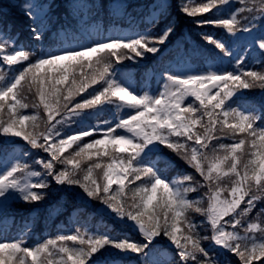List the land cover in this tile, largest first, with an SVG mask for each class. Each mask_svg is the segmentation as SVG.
Returning a JSON list of instances; mask_svg holds the SVG:
<instances>
[{"label": "snow or ice", "instance_id": "obj_1", "mask_svg": "<svg viewBox=\"0 0 264 264\" xmlns=\"http://www.w3.org/2000/svg\"><path fill=\"white\" fill-rule=\"evenodd\" d=\"M0 264H264V0H0Z\"/></svg>", "mask_w": 264, "mask_h": 264}, {"label": "trees", "instance_id": "obj_2", "mask_svg": "<svg viewBox=\"0 0 264 264\" xmlns=\"http://www.w3.org/2000/svg\"><path fill=\"white\" fill-rule=\"evenodd\" d=\"M208 30L211 31V29H208ZM27 95H28V97H29V101H28V102H30V101H31V93H28ZM225 142H230V141H225ZM197 218L199 219V217H197ZM228 258H229V259H232L233 257H232L231 254H229Z\"/></svg>", "mask_w": 264, "mask_h": 264}]
</instances>
